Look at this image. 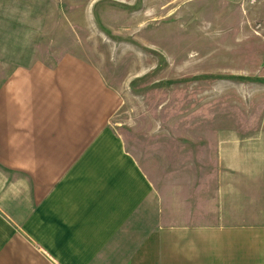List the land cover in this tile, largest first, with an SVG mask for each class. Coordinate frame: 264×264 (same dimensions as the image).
<instances>
[{"label":"rangeland","instance_id":"obj_1","mask_svg":"<svg viewBox=\"0 0 264 264\" xmlns=\"http://www.w3.org/2000/svg\"><path fill=\"white\" fill-rule=\"evenodd\" d=\"M73 55L167 222L264 229V0H0V81Z\"/></svg>","mask_w":264,"mask_h":264},{"label":"crops","instance_id":"obj_2","mask_svg":"<svg viewBox=\"0 0 264 264\" xmlns=\"http://www.w3.org/2000/svg\"><path fill=\"white\" fill-rule=\"evenodd\" d=\"M119 107L73 55L0 81V264H264L263 228L167 222Z\"/></svg>","mask_w":264,"mask_h":264}]
</instances>
